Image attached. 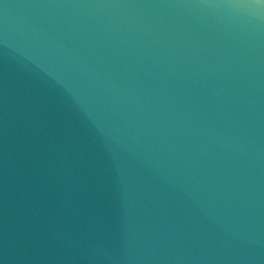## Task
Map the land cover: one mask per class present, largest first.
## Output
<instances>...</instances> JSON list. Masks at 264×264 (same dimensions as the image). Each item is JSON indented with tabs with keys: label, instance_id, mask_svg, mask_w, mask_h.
<instances>
[{
	"label": "water",
	"instance_id": "water-1",
	"mask_svg": "<svg viewBox=\"0 0 264 264\" xmlns=\"http://www.w3.org/2000/svg\"><path fill=\"white\" fill-rule=\"evenodd\" d=\"M0 264H264V0H0Z\"/></svg>",
	"mask_w": 264,
	"mask_h": 264
}]
</instances>
